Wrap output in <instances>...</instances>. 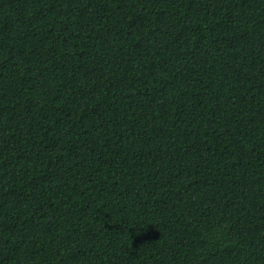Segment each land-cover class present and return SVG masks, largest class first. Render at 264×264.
<instances>
[{
	"label": "trees",
	"instance_id": "16d2710c",
	"mask_svg": "<svg viewBox=\"0 0 264 264\" xmlns=\"http://www.w3.org/2000/svg\"><path fill=\"white\" fill-rule=\"evenodd\" d=\"M264 264V0H0V264Z\"/></svg>",
	"mask_w": 264,
	"mask_h": 264
},
{
	"label": "rangeland",
	"instance_id": "374dc122",
	"mask_svg": "<svg viewBox=\"0 0 264 264\" xmlns=\"http://www.w3.org/2000/svg\"><path fill=\"white\" fill-rule=\"evenodd\" d=\"M78 262L79 258L76 255H73L68 258L62 259L57 264H77Z\"/></svg>",
	"mask_w": 264,
	"mask_h": 264
}]
</instances>
